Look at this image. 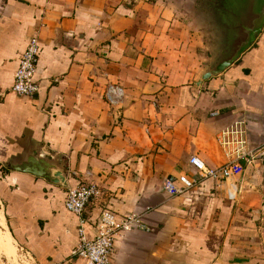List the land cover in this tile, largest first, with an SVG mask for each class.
Wrapping results in <instances>:
<instances>
[{"label":"crops","instance_id":"obj_1","mask_svg":"<svg viewBox=\"0 0 264 264\" xmlns=\"http://www.w3.org/2000/svg\"><path fill=\"white\" fill-rule=\"evenodd\" d=\"M212 12V0H0V254L85 264L80 218L65 206L80 183L102 193L85 213L89 239L105 209L151 229L118 241L112 264H264V30L197 87L213 59ZM35 36L39 91L21 97L12 88ZM110 86L124 91L115 105ZM237 120L260 158L244 164L231 201L189 160L224 164L218 135ZM34 151L58 162L68 189L10 170ZM182 175L197 185L164 191Z\"/></svg>","mask_w":264,"mask_h":264},{"label":"built area","instance_id":"obj_2","mask_svg":"<svg viewBox=\"0 0 264 264\" xmlns=\"http://www.w3.org/2000/svg\"><path fill=\"white\" fill-rule=\"evenodd\" d=\"M39 49L38 37H32L20 58L19 69L15 75L12 91L18 96L29 97L39 91V85L35 81ZM123 96V89L117 86H110L105 94L112 105L117 104ZM218 143L226 159L224 164L212 168L200 157L192 156L189 165L198 173L199 180L210 178L225 185L227 198L236 201L243 187L235 178L242 176L244 164L252 165L260 158V151L250 142L244 120H237L221 130ZM197 183L198 179L182 175L177 178V181L166 179L163 189L171 195H176L194 188ZM101 194L99 187L94 184H80L68 190L65 201L66 208L80 218L79 244L75 255L82 258L85 264H112L118 241L123 240L129 233L151 231L139 215L130 214L119 217L113 211L105 209L95 218L97 236L90 240L84 229L85 213L88 206L99 199Z\"/></svg>","mask_w":264,"mask_h":264},{"label":"water","instance_id":"obj_3","mask_svg":"<svg viewBox=\"0 0 264 264\" xmlns=\"http://www.w3.org/2000/svg\"><path fill=\"white\" fill-rule=\"evenodd\" d=\"M215 42L213 59L195 82L197 87L231 68L256 43L264 30V0H212ZM14 172L31 174L51 184L69 188L58 162L34 151L20 163L8 165Z\"/></svg>","mask_w":264,"mask_h":264},{"label":"rangeland","instance_id":"obj_4","mask_svg":"<svg viewBox=\"0 0 264 264\" xmlns=\"http://www.w3.org/2000/svg\"><path fill=\"white\" fill-rule=\"evenodd\" d=\"M219 4H220V0H218L217 5ZM0 229L2 230V234L6 232L1 227ZM0 264H35V263L30 256L26 255L23 251H19L18 248H15L14 253L10 254L9 256L4 253L0 254Z\"/></svg>","mask_w":264,"mask_h":264},{"label":"trees","instance_id":"obj_5","mask_svg":"<svg viewBox=\"0 0 264 264\" xmlns=\"http://www.w3.org/2000/svg\"><path fill=\"white\" fill-rule=\"evenodd\" d=\"M78 185H80V183H78L77 185H70V189H73V188H76ZM86 226H87V222H85V225H84V229H85V232H86ZM87 234V233H86ZM88 237V236H87ZM89 238V237H88ZM91 240V239H90Z\"/></svg>","mask_w":264,"mask_h":264},{"label":"bare ground","instance_id":"obj_6","mask_svg":"<svg viewBox=\"0 0 264 264\" xmlns=\"http://www.w3.org/2000/svg\"><path fill=\"white\" fill-rule=\"evenodd\" d=\"M1 219V218H0ZM2 232V231H1Z\"/></svg>","mask_w":264,"mask_h":264}]
</instances>
